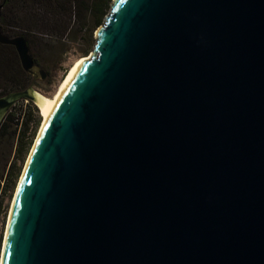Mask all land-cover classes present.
I'll return each instance as SVG.
<instances>
[{
	"label": "water",
	"instance_id": "95a60500",
	"mask_svg": "<svg viewBox=\"0 0 264 264\" xmlns=\"http://www.w3.org/2000/svg\"><path fill=\"white\" fill-rule=\"evenodd\" d=\"M92 53L0 96L45 116L3 264H264V0H112Z\"/></svg>",
	"mask_w": 264,
	"mask_h": 264
},
{
	"label": "trees",
	"instance_id": "16d2710c",
	"mask_svg": "<svg viewBox=\"0 0 264 264\" xmlns=\"http://www.w3.org/2000/svg\"><path fill=\"white\" fill-rule=\"evenodd\" d=\"M111 3L112 0H0V27L8 37L24 36L31 54L39 49L41 39L54 41L56 37V42L66 38L81 40L82 52L86 55L93 48L94 31L103 23ZM36 81L22 68L15 48L0 43V96L34 86ZM24 100L15 102L0 124V139L5 136L4 131L12 128L11 139L16 143V159L8 168L4 194L10 191L11 195L14 190L21 167L17 159L23 161L41 124L37 108L32 101L21 105ZM1 206L2 200L0 210Z\"/></svg>",
	"mask_w": 264,
	"mask_h": 264
},
{
	"label": "rangeland",
	"instance_id": "374dc122",
	"mask_svg": "<svg viewBox=\"0 0 264 264\" xmlns=\"http://www.w3.org/2000/svg\"><path fill=\"white\" fill-rule=\"evenodd\" d=\"M95 32L94 31V38H95ZM54 41H49L48 39L40 41L41 45L38 47L39 49H35L32 51L33 58L36 59V64L39 68H41L45 72V78L41 79L37 77V81L35 82L34 90L37 92H40L47 96H52L60 81L63 79L66 72L69 70L71 65L80 57L83 56H89L92 53V49H89V52L85 55L82 50L83 47H81L82 41H73L68 38L65 40H61L59 42L57 41V38L54 37ZM31 53V52H30ZM30 100H24L21 103V105L27 104V102ZM33 103V102H32ZM33 105L36 107V105L33 103ZM37 108V107H36ZM38 110V108H37ZM39 113V110H38ZM40 116V113H39ZM41 117V116H40ZM42 122V119H41ZM40 127V126H39ZM39 130V128H38ZM38 130L35 134V138L38 134ZM11 133L12 128L8 129L1 139H0V200H2V209L0 210V235H1V244H0V253L1 248L4 240V234H5V228L6 223L8 219V214L11 206V202L15 193V190L17 188V183L19 181V178L21 176V173L23 171L26 159L29 155V152L31 150V147L35 141V138L32 140V144L29 147V150L27 151L24 159L22 162H20L17 159V164H21L19 176L16 181L14 190L12 191L10 195V191H7L5 194L3 193V188L5 186V179L6 174L8 173V168L12 162H14L15 157V148L16 143L12 141L11 139ZM6 209V211H5ZM5 214V215H4Z\"/></svg>",
	"mask_w": 264,
	"mask_h": 264
},
{
	"label": "bare ground",
	"instance_id": "6f19581e",
	"mask_svg": "<svg viewBox=\"0 0 264 264\" xmlns=\"http://www.w3.org/2000/svg\"><path fill=\"white\" fill-rule=\"evenodd\" d=\"M93 54V53H91ZM89 57L88 56H83V57H80L78 58L72 65L71 67L69 68V70L66 72V74L64 75L63 79L60 81L55 93L52 95V96H47V95H44L40 92H37L35 91L38 95H40L41 97H43L48 103H52L59 95V93L61 92V90L63 89L65 83L67 82L68 78L70 77L71 73L73 72V70L75 69V67L83 62L84 60L88 59ZM34 104L36 105V107L38 108L39 110V113H40V116H41V119H42V122L40 124V127H39V130H38V135H39V132L41 130V127L43 125V122L45 120V116H44V113L42 112V110L39 108V106L34 102ZM37 135V137H38ZM33 147H31V150L29 152V155L26 159V162H25V165H24V168H23V171L21 173V176L19 178V181L17 183V188L15 190V193H14V196H13V199H12V202H11V206H10V210H9V214H8V219H7V223H6V228H5V236H4V240H3V244H2V248H1V253H0V264H3V258H4V252H5V242H6V236H7V231H8V228H9V225H10V219H11V215H12V212H13V206H14V202H15V198H16V195H17V190H18V187H19V184H20V181L22 179V176H23V173H24V170L27 166V163H28V160H29V157H30V154L33 150Z\"/></svg>",
	"mask_w": 264,
	"mask_h": 264
}]
</instances>
